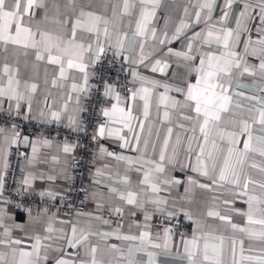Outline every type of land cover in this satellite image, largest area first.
Returning a JSON list of instances; mask_svg holds the SVG:
<instances>
[{
  "label": "crops",
  "instance_id": "1",
  "mask_svg": "<svg viewBox=\"0 0 264 264\" xmlns=\"http://www.w3.org/2000/svg\"><path fill=\"white\" fill-rule=\"evenodd\" d=\"M103 52L133 88L106 87L84 212L8 203L0 128V264H264V0H0V109L77 129ZM24 144L21 188L61 195L78 148Z\"/></svg>",
  "mask_w": 264,
  "mask_h": 264
},
{
  "label": "built area",
  "instance_id": "2",
  "mask_svg": "<svg viewBox=\"0 0 264 264\" xmlns=\"http://www.w3.org/2000/svg\"><path fill=\"white\" fill-rule=\"evenodd\" d=\"M132 69L120 54L103 52L93 65L89 80V89L83 97V117L77 129L66 127L60 122L45 123L26 119L14 113L0 109V128H15V139L9 147V164L3 182L2 194L8 203L19 207H31L72 217L84 212L85 192L90 177L91 160L96 150L98 139L96 129L107 124L103 113L106 87L114 85L123 101H128L132 92ZM40 136L56 143H71L78 148V155L70 160L68 167L69 183L67 189L54 197H47L36 192H27L19 184L22 168L29 156V149L24 144V135ZM103 217L112 221L125 218L104 210ZM132 220H138L133 217ZM156 227L167 229L172 234L189 231L181 219H160Z\"/></svg>",
  "mask_w": 264,
  "mask_h": 264
}]
</instances>
